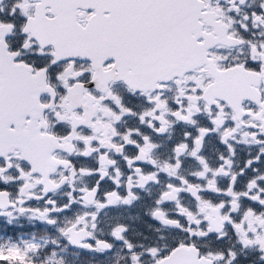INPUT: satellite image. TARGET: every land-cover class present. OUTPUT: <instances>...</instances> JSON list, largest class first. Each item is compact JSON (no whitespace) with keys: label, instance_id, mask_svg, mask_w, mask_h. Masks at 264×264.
<instances>
[{"label":"snow or ice","instance_id":"snow-or-ice-1","mask_svg":"<svg viewBox=\"0 0 264 264\" xmlns=\"http://www.w3.org/2000/svg\"><path fill=\"white\" fill-rule=\"evenodd\" d=\"M0 264H264V0H0Z\"/></svg>","mask_w":264,"mask_h":264}]
</instances>
